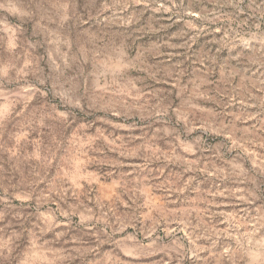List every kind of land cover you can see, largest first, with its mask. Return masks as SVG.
<instances>
[{"label": "rangeland", "instance_id": "obj_1", "mask_svg": "<svg viewBox=\"0 0 264 264\" xmlns=\"http://www.w3.org/2000/svg\"><path fill=\"white\" fill-rule=\"evenodd\" d=\"M0 264H264V0H0Z\"/></svg>", "mask_w": 264, "mask_h": 264}]
</instances>
